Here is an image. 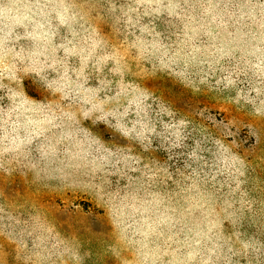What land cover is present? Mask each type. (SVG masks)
<instances>
[{"label":"clouds","instance_id":"1","mask_svg":"<svg viewBox=\"0 0 264 264\" xmlns=\"http://www.w3.org/2000/svg\"><path fill=\"white\" fill-rule=\"evenodd\" d=\"M0 264H264V0H0Z\"/></svg>","mask_w":264,"mask_h":264},{"label":"rangeland","instance_id":"2","mask_svg":"<svg viewBox=\"0 0 264 264\" xmlns=\"http://www.w3.org/2000/svg\"><path fill=\"white\" fill-rule=\"evenodd\" d=\"M81 207H82L85 211H87L89 206H88L87 204H81Z\"/></svg>","mask_w":264,"mask_h":264}]
</instances>
